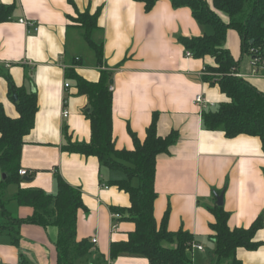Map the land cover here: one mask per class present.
Here are the masks:
<instances>
[{
    "label": "crops",
    "instance_id": "crops-1",
    "mask_svg": "<svg viewBox=\"0 0 264 264\" xmlns=\"http://www.w3.org/2000/svg\"><path fill=\"white\" fill-rule=\"evenodd\" d=\"M0 2L10 6L11 17L0 22V103L8 116H17L9 78L15 87L33 91L37 105L33 127L23 137L19 161L20 169L27 171L23 176L30 180L21 179L8 192L9 196L0 195L13 217L24 219L33 213L30 206L12 200L18 188H37L54 194L56 176L60 175L81 193L76 239L96 238L84 261L75 264H97L101 257L108 261L111 241L126 240L135 228L134 222L125 218L129 195L115 183L126 179L125 172L100 164L95 156L62 149L68 140H90V124L84 114L87 97L77 93L66 70L74 69L89 81H97L101 71H107L112 81L109 84L116 149H133L129 130L143 141L154 114L158 135L165 136L171 130L178 133L168 152L156 156L153 216L157 225L166 215L168 230H187L194 243L203 250L209 246L212 251V207L216 195L222 192V207L229 213L230 228L248 227L258 215L263 216V226L253 238L259 246L253 250L239 247L236 257L245 264H264L261 140L245 134L226 137L221 129L204 127L202 112L216 108L227 97L216 82L207 78L205 67L215 64L211 56H185L181 37L211 31L195 20L188 7H174L170 0H156L148 11L137 0ZM85 11L98 13L97 28L90 37L100 47V58L84 39L83 29L73 21ZM19 18L34 22L38 29L25 28ZM233 32L228 31L227 41ZM229 48L238 59L240 55L237 58L232 46ZM251 70L248 55L241 56L237 71L264 92V77L252 75ZM67 80L69 86L65 88ZM199 93L213 106L196 105L194 98ZM63 107L68 110L66 117L62 116ZM131 183L136 185L137 179L132 178ZM114 210H122V218L112 229ZM4 221L1 211L0 223ZM57 238L54 224L22 222L17 229H0V264H57ZM203 250L191 249L195 264L199 263L194 253ZM211 255L207 254L208 263ZM110 264L149 263L141 255L123 253Z\"/></svg>",
    "mask_w": 264,
    "mask_h": 264
},
{
    "label": "trees",
    "instance_id": "trees-1",
    "mask_svg": "<svg viewBox=\"0 0 264 264\" xmlns=\"http://www.w3.org/2000/svg\"><path fill=\"white\" fill-rule=\"evenodd\" d=\"M150 10L156 0H137ZM174 7L186 6L195 20L211 27L210 33L200 36L181 37L185 51L192 56H211L214 66L205 67L206 72H216L218 78H209L216 82L220 91L227 97L216 108L202 112V123L208 130L221 129L226 137L239 134L258 136L264 153V92L258 90L245 78L232 73L238 70L240 58L250 55L251 48H264V0H170ZM10 6L0 2V22L8 20ZM225 15L226 19H223ZM98 13L88 11L78 13L73 19L83 29L84 39L98 58L100 47L92 40L91 32L97 28ZM229 30H234L240 43V57L235 59L225 46ZM67 79H72L77 93L86 95L87 105L84 114L90 124L88 142L68 140L62 149L84 156H95L100 164L110 168H120L126 179L115 181L117 186L129 195L130 204L125 209L127 216L135 224L126 240L111 241L109 260L103 257L97 264H110L120 254L141 255L149 264H195L191 256L192 234L183 229L170 231L166 227V215L158 226L153 216V203L156 198L154 175L156 156L168 152V148L177 139L178 133L171 130L161 136L156 132L157 116H152L143 141L129 130L134 147L116 149L112 135V91L110 73L101 71L97 81H89L75 72L66 70ZM208 78V76H207ZM10 90L17 95L14 101L17 116H8L0 103V169L5 177L0 180V195L11 183H19L22 175L20 155L23 137L34 124L37 110L36 96L23 86L15 87L8 78ZM136 178L133 185L131 179ZM57 191L47 193L37 188H18L11 196L18 205L30 206L33 213L24 218L13 217L6 209V201L0 198V210L6 221L0 223V229H17L22 222L46 226L54 224L58 228L56 242L57 264H75L83 262L90 253L93 243L88 239H76V211L82 206L79 188L56 176ZM122 212V210H114ZM215 221L210 225V240L214 244L210 264H245L236 257L239 247L256 249L255 232L263 226V216L258 215L248 227L230 228L227 224L229 213L222 206L212 207ZM122 218V216H121ZM11 222L13 224H11ZM15 224V225H14Z\"/></svg>",
    "mask_w": 264,
    "mask_h": 264
},
{
    "label": "built area",
    "instance_id": "built-area-1",
    "mask_svg": "<svg viewBox=\"0 0 264 264\" xmlns=\"http://www.w3.org/2000/svg\"><path fill=\"white\" fill-rule=\"evenodd\" d=\"M10 19H11V17L9 16L8 20H10ZM18 22L22 23L25 26V28H27V29H29L30 27H32L34 31H36L38 29V26L34 22L27 20L25 18H19ZM250 53L251 54L248 57H249V64H250L251 69H252L251 74L255 75V76H259V77H264V48H263L261 53L258 52V48H251ZM185 56L192 57V53L190 51H185ZM6 66H8V64ZM232 74L236 77H242L243 78V75L241 73H239L237 70H234V72ZM68 86H69V82L67 80L64 83V87L66 88ZM194 103L201 108L213 106V103H210L204 97V95L201 93H199L195 96ZM62 116L63 117L68 116V110L65 107H63V109H62ZM18 173L23 176V175L27 174V171L24 169H19ZM111 218L113 220L111 228L115 229L117 226V221L121 218V214L117 211H112L111 212ZM90 241L94 244L96 242V238H92ZM191 248L203 250V247L200 244H197L194 242L191 243Z\"/></svg>",
    "mask_w": 264,
    "mask_h": 264
},
{
    "label": "rangeland",
    "instance_id": "rangeland-1",
    "mask_svg": "<svg viewBox=\"0 0 264 264\" xmlns=\"http://www.w3.org/2000/svg\"><path fill=\"white\" fill-rule=\"evenodd\" d=\"M225 17V15H223ZM209 30H211V27L207 26ZM211 32V31H210ZM209 32V33H210ZM233 36L232 38L229 37L228 41L225 43V46H228V49L230 50L229 46H232V52L234 51V53H237V58L239 57L240 55V43H239V38H238V35L236 32H233ZM233 55V54H232ZM246 58V57H245ZM207 76L208 78H218L220 75L216 72H211V71H208L207 72ZM2 175L3 173L0 171V180H2ZM16 184L15 183H11L9 184V186L6 187L4 193L1 194L2 197L8 195V192L13 188L15 187ZM6 193V194H5ZM4 194V195H3ZM0 196L1 199H4ZM9 196V195H8ZM0 214H1V211H0ZM11 224H13L11 222ZM15 225V224H14ZM205 250V251H204ZM204 250L202 251V253H194L195 254V260H197V262L199 264H210V262L208 263V256L207 254H209L211 252V249L209 246H206V248H204Z\"/></svg>",
    "mask_w": 264,
    "mask_h": 264
},
{
    "label": "water",
    "instance_id": "water-1",
    "mask_svg": "<svg viewBox=\"0 0 264 264\" xmlns=\"http://www.w3.org/2000/svg\"><path fill=\"white\" fill-rule=\"evenodd\" d=\"M109 82L112 83L111 80ZM11 100H13V101H16L17 100V95H16V93L13 90L11 91ZM2 177L3 178L5 177V173H3ZM22 180L28 181V180H30V177L23 176L22 177ZM215 204L217 206H222V204H223V193L222 192H220L219 194L216 195V197H215Z\"/></svg>",
    "mask_w": 264,
    "mask_h": 264
}]
</instances>
